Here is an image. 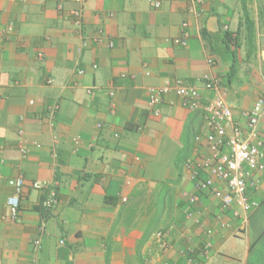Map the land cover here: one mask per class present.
<instances>
[{
	"label": "crops",
	"instance_id": "obj_1",
	"mask_svg": "<svg viewBox=\"0 0 264 264\" xmlns=\"http://www.w3.org/2000/svg\"><path fill=\"white\" fill-rule=\"evenodd\" d=\"M153 1L160 6L150 0H0V264H188L182 253L189 247L200 264H264V171L249 189L259 206L246 219L222 211L212 193L202 204H189L185 193L196 190L184 164L207 152L204 112L183 107L174 89L160 115L147 103L150 86L177 81L198 88L207 102L212 92L203 77L214 75L246 131L244 111L264 98L259 0H245L253 40L244 0ZM74 9L82 11L80 24ZM213 17L218 26L210 28ZM11 21L14 32L1 41ZM183 23L190 38L178 46L171 39L181 35ZM225 27L237 33L235 50L223 39ZM89 87H95L92 94ZM55 103L52 128L48 109ZM259 135L264 139V113ZM20 142L30 149L26 156ZM177 161L183 165L179 183L173 182ZM19 174L26 183L16 196L8 180ZM34 180L55 183L53 209L41 208ZM190 211L201 223L187 218ZM156 217L164 231L155 230L137 249ZM205 228L214 230L211 239Z\"/></svg>",
	"mask_w": 264,
	"mask_h": 264
},
{
	"label": "built area",
	"instance_id": "obj_2",
	"mask_svg": "<svg viewBox=\"0 0 264 264\" xmlns=\"http://www.w3.org/2000/svg\"><path fill=\"white\" fill-rule=\"evenodd\" d=\"M150 1L154 2L156 7L160 6L159 1ZM59 8L62 9V5H59ZM71 14L76 23L80 24L82 11L74 9ZM186 26L187 24L183 23L181 35L171 39V42L178 46L188 45L190 33L187 31ZM14 28V22L11 21L3 29L1 41L10 39ZM225 30H227V27H225ZM38 57H44L42 51L38 52ZM208 63L213 64L214 60L210 58ZM78 73H83V70L79 69ZM203 81L204 87L212 92V96L207 102H203L202 94L198 88L185 86L177 81L173 87L170 85L150 86L148 88L147 103L154 115H160L161 104L165 95L174 89L183 107L192 110H203L208 128L206 135L207 152L198 154L194 159L184 164V168L189 171L196 190L193 193H185L186 201L191 205L202 204L204 194L212 193L218 199L222 211H231L236 217L246 219L248 214L259 206V202L250 197L249 189L256 188L259 185L260 178L255 174L264 171V139L259 135V124L264 113V98H259L250 109L244 111L243 116L247 121V129L245 131L233 115L231 106L227 101V92L220 79L214 75L206 74L203 77ZM52 82V79L48 80L49 84ZM94 89L95 87H89L87 93L92 94ZM109 94L111 96L110 110L114 111L116 104L113 97L115 93L111 90ZM30 104H34V101L31 100ZM58 109L59 105L57 103L50 105L48 109L52 128H55L54 118ZM101 126L99 124V127ZM19 132L23 133L22 130ZM58 140V136L55 135L54 141L58 142ZM73 142L79 146L80 137H75ZM34 146L40 147L41 145L35 142ZM18 147L24 156L30 151L29 147L23 142H20ZM54 155L56 156V154ZM25 183L26 180L23 174L8 180V184L14 188L16 196H19L22 192ZM222 185L224 188H222ZM31 187L43 196L41 207L44 210H51L57 205L58 194L54 182L34 180L31 183ZM126 200V197H122V201L125 202ZM17 215L18 202L16 201L12 205L9 217L14 220ZM187 218H193L195 223H201L202 221L201 216L194 217L191 211L187 213ZM216 218L220 220L221 215ZM44 230V225H42L39 228V234H42ZM203 233L207 239H211L214 236V230L211 228H205ZM155 237L160 245H165L163 232L155 233ZM40 243L39 238L35 240L37 248H39ZM61 243H64V241H61ZM208 252L209 241L201 251V255L204 256ZM182 254L188 264H200L198 257L195 256L193 247L185 249Z\"/></svg>",
	"mask_w": 264,
	"mask_h": 264
},
{
	"label": "trees",
	"instance_id": "obj_3",
	"mask_svg": "<svg viewBox=\"0 0 264 264\" xmlns=\"http://www.w3.org/2000/svg\"><path fill=\"white\" fill-rule=\"evenodd\" d=\"M242 4H243V10H244V13H245V19L250 25L249 26L250 32H251V36H250L251 38L250 39L253 40L254 33H255L254 21H253V19H251L250 11H249V9L247 7L246 1L245 0L242 1ZM259 21H260V23L262 25H264V2L261 3V6L259 7ZM223 39H224V41L226 42V44L229 47L231 45L233 46V50H235L236 47L238 46V37H237V33L236 32H233V31H230V30L225 31ZM176 167H177V170H178V173H177L178 176H177L176 180L173 181V182L179 183V180H180L182 172H183V165H181L180 162L177 161ZM167 189H168V187L164 186V193H163L162 198L160 199L162 201L164 207L167 204V201H165V199H166L165 196L167 194ZM42 198H43V196L41 195V199ZM41 199H40V202H39L40 206H41ZM107 201L115 203L116 200L112 199V197H107ZM158 221H159V217H156L155 221L153 223H150V225L147 228V230L143 233V236H142L141 240L139 241L137 249L140 248L143 245V243L151 236V234L155 230L164 231V228L162 227V225H164L165 223H158Z\"/></svg>",
	"mask_w": 264,
	"mask_h": 264
},
{
	"label": "water",
	"instance_id": "obj_4",
	"mask_svg": "<svg viewBox=\"0 0 264 264\" xmlns=\"http://www.w3.org/2000/svg\"><path fill=\"white\" fill-rule=\"evenodd\" d=\"M209 25H210V28H212L213 25H214V26H215V25L218 26V24H217V19H216L215 17H213L212 20L210 21Z\"/></svg>",
	"mask_w": 264,
	"mask_h": 264
},
{
	"label": "rangeland",
	"instance_id": "obj_5",
	"mask_svg": "<svg viewBox=\"0 0 264 264\" xmlns=\"http://www.w3.org/2000/svg\"><path fill=\"white\" fill-rule=\"evenodd\" d=\"M263 2H264V0H259V4H260V6H261V3H263ZM260 6H259V7H260ZM262 28H264V25H262L261 29H262Z\"/></svg>",
	"mask_w": 264,
	"mask_h": 264
}]
</instances>
